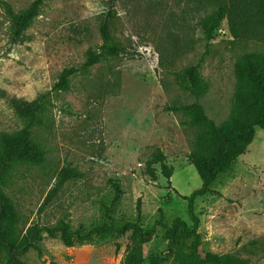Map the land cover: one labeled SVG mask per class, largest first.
Masks as SVG:
<instances>
[{
	"label": "rangeland",
	"instance_id": "1",
	"mask_svg": "<svg viewBox=\"0 0 264 264\" xmlns=\"http://www.w3.org/2000/svg\"><path fill=\"white\" fill-rule=\"evenodd\" d=\"M33 1L0 0V131L18 123L11 99L32 100L52 90L64 68L82 65L90 48L100 50L105 17L125 52L77 74L68 90L51 92L50 126L36 133L47 163L21 166L6 188L22 228L64 219L72 230L89 229L102 222L104 203L118 222L136 220L140 205L144 228L161 214L168 224L182 217L192 225L185 197L202 180L187 155L197 129L185 123L182 110L170 107L197 99L174 72L202 61L200 73L209 86L198 100L220 123L234 106L236 61L249 51L264 52V40L234 39L224 20L207 43L200 20L215 6L200 0H45L30 27L16 36L6 3L19 12ZM160 153L174 167L170 184L161 171ZM65 166L80 175L46 202ZM149 167L157 169L156 180ZM115 182L121 193L111 205ZM195 212L205 251L233 252L249 264H264L261 128L247 151L219 174L212 191L196 197ZM128 242L127 235L101 234L66 245L59 236L45 234L39 250L20 258L23 264H125ZM169 248L161 229L148 245L145 264Z\"/></svg>",
	"mask_w": 264,
	"mask_h": 264
},
{
	"label": "trees",
	"instance_id": "2",
	"mask_svg": "<svg viewBox=\"0 0 264 264\" xmlns=\"http://www.w3.org/2000/svg\"><path fill=\"white\" fill-rule=\"evenodd\" d=\"M45 0H34L26 9L14 12L6 3L12 16L13 31L21 36L38 16ZM214 4V9L200 20L207 43L211 42L225 20L231 36L237 40H264V0H200ZM111 12H108L110 15ZM103 40L100 50L90 48L85 62L80 66L64 68L53 89L41 92L32 100L11 99L18 123L8 130L0 131V264H23L21 253L40 249L45 234L59 236L66 245L90 241L101 234L128 236L125 264H145L148 245L155 240L161 229L170 242L169 252L151 257L150 264H249L247 258L236 253H215L203 249V234L200 218L195 212V199L212 191V184L222 172L228 171L234 160L244 154L255 137L256 128L264 131V52L249 51L235 63L236 88L234 106L229 117L218 123L209 117L200 99L208 91V82L200 73L202 61L190 65L174 75L181 87L193 94L197 100L170 109L182 110L185 123L196 127L193 148L188 153L189 162L196 168L202 185L191 192L187 199L190 225L182 217L166 223L163 214L151 228L140 222L141 207H137V219L118 222L110 205L104 203L102 222L89 228L71 229L64 219L53 225L34 223L22 228L17 206L6 191L8 181L21 166H41L47 163L46 149L37 137V130L50 126L49 103L53 90H68L71 80L79 73H88L90 68L102 60L116 57L125 52L111 32V23L105 17L100 27ZM161 171L171 182L174 167L166 163L163 153L159 154ZM156 168L149 167L153 180L157 179ZM76 168L65 166L58 175L56 184L49 191L46 202L58 193L66 182L78 177ZM116 196L121 189L115 182Z\"/></svg>",
	"mask_w": 264,
	"mask_h": 264
}]
</instances>
